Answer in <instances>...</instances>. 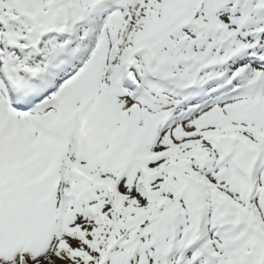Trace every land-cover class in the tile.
Returning a JSON list of instances; mask_svg holds the SVG:
<instances>
[{
  "label": "snow or ice",
  "instance_id": "obj_1",
  "mask_svg": "<svg viewBox=\"0 0 264 264\" xmlns=\"http://www.w3.org/2000/svg\"><path fill=\"white\" fill-rule=\"evenodd\" d=\"M0 264H264V0H0Z\"/></svg>",
  "mask_w": 264,
  "mask_h": 264
}]
</instances>
